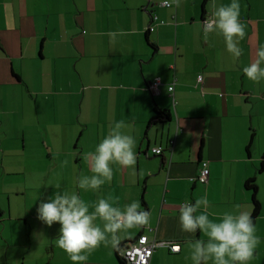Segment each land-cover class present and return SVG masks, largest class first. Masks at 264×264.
I'll list each match as a JSON object with an SVG mask.
<instances>
[{
	"label": "crops",
	"instance_id": "1",
	"mask_svg": "<svg viewBox=\"0 0 264 264\" xmlns=\"http://www.w3.org/2000/svg\"><path fill=\"white\" fill-rule=\"evenodd\" d=\"M238 2L247 35L237 59L221 36L204 38L212 0L179 8L159 0H0V264H73L56 246L60 225L37 218L56 191L89 203L112 193L121 207L138 201L150 224L122 233L118 246L146 234L162 243L150 264H192L187 242L207 238L181 231L180 205L206 193L210 219L237 204L252 213L250 178L260 202L250 264H264V81L242 72L264 45V0ZM118 30L130 34L110 43L107 33ZM120 120L136 140L135 168L113 165L98 192L78 189L77 179L92 174L84 154ZM202 161L205 183L197 179ZM116 249L102 245L82 264H120Z\"/></svg>",
	"mask_w": 264,
	"mask_h": 264
},
{
	"label": "clouds",
	"instance_id": "2",
	"mask_svg": "<svg viewBox=\"0 0 264 264\" xmlns=\"http://www.w3.org/2000/svg\"><path fill=\"white\" fill-rule=\"evenodd\" d=\"M161 7L176 8L182 0H159ZM160 21L158 26H164ZM204 38L215 33L224 40L226 50L233 57L239 58L242 49L240 40L247 35L245 24L240 20V4L231 0L229 4L216 5L212 0L211 10L202 22ZM130 33L124 30L109 32L110 43L116 42L117 36ZM264 45L257 48L255 59L242 69L246 78L254 83L264 81ZM169 93L174 92L167 85ZM129 125L124 120L115 122L106 136L95 145L93 151L83 156L91 175H81L77 187L85 192H98L105 183L113 179V165L120 168L134 169L137 163L136 140L126 129ZM67 164V161H64ZM60 189V182L50 184ZM120 198L109 193L93 203L86 202L76 191H56L47 202L41 201L37 208V218L51 227L58 223L59 234L56 246L62 249L73 262L82 264L100 246L116 248L121 234L132 229L150 224V212L141 210L138 201H131L119 206ZM209 200L207 194L195 199L194 203L185 202L179 207V224L182 232L195 236L199 231L207 238L189 240L188 249L192 264H250L254 259L260 237L251 212L242 210L225 211L217 220L209 218ZM199 213V214H197ZM173 251H179L174 247ZM189 257H186V259Z\"/></svg>",
	"mask_w": 264,
	"mask_h": 264
},
{
	"label": "built area",
	"instance_id": "3",
	"mask_svg": "<svg viewBox=\"0 0 264 264\" xmlns=\"http://www.w3.org/2000/svg\"><path fill=\"white\" fill-rule=\"evenodd\" d=\"M154 20H158V16L155 15ZM151 30H154V26H151ZM204 80L203 75L198 76V81L202 82ZM160 84L159 80L151 82V88L154 90L158 89V85ZM173 88L174 86L171 85ZM162 148H155L154 151L159 154L162 152ZM209 166L207 161H202L201 164L198 166V174L197 179L205 183L209 177ZM162 244L157 239H150L146 234H140L139 237L119 249L118 254L124 261V264H150L152 255L154 250ZM168 246L173 250L174 247L181 248L179 243H169ZM178 252V251H176Z\"/></svg>",
	"mask_w": 264,
	"mask_h": 264
},
{
	"label": "trees",
	"instance_id": "4",
	"mask_svg": "<svg viewBox=\"0 0 264 264\" xmlns=\"http://www.w3.org/2000/svg\"><path fill=\"white\" fill-rule=\"evenodd\" d=\"M156 113L158 114V116L162 119H166L170 117V113L168 111L165 110H156ZM254 139V134H252L249 143L251 144V142ZM246 188L251 191L252 194V204H253V209H252V218H253V222L255 223L258 216L260 215V202L257 198V185L255 183L254 178H250L246 181ZM2 215V212L0 211V216ZM124 246V245H120L117 247L116 249V255L118 257V260L120 262V264H124V261L122 260V258L120 257V255L118 254L119 249Z\"/></svg>",
	"mask_w": 264,
	"mask_h": 264
}]
</instances>
